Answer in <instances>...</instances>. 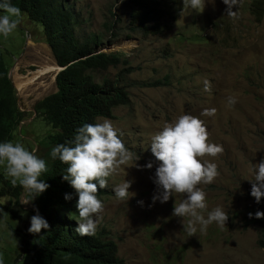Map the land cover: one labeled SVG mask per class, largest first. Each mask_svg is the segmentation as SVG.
<instances>
[{"label": "rangeland", "instance_id": "1", "mask_svg": "<svg viewBox=\"0 0 264 264\" xmlns=\"http://www.w3.org/2000/svg\"><path fill=\"white\" fill-rule=\"evenodd\" d=\"M70 2L75 3L80 21L79 37L101 34L103 44L97 52L123 51L131 65L126 77L130 103L118 106L114 117L98 118V123L103 119L112 122L125 146L140 157L136 163L141 168L122 166L108 178V188L98 198L105 207L97 229H104L118 243L125 264H264V249L258 247L259 229L253 223L257 220L254 214L264 212V198L256 203L250 195L253 165L264 159V7L259 22L253 14V0H238L232 7L236 18L225 13L227 6L222 0H206L202 13L183 8V0H179L177 19L170 31L134 34L128 39V0ZM113 13L123 18L115 25L120 34L116 39L105 26L116 20ZM0 48L25 116L10 142L35 150L49 165L54 147L48 136L50 125L35 106L57 90L55 76L60 67L54 62L42 27L28 19L7 38L0 35ZM40 50L51 60L49 74L35 78L43 65L37 60ZM125 67L98 72L97 80L106 75L113 79L118 74L123 76ZM18 76L29 80L20 88ZM166 76L170 84H151ZM205 80L210 82L211 91H205ZM230 96L236 98L231 106ZM213 108L215 115L202 114ZM183 114L201 119L209 142L223 146L222 155L202 158L216 163L219 175L213 183L200 187L206 192L205 217L216 207L229 215L224 227L212 223L200 232L197 225V233L190 237L186 231L189 217L172 215L173 208L184 199L182 194L173 193L165 203L152 202L158 194L152 178L159 164L151 153L152 137L165 123ZM149 161L153 167L143 168ZM0 166L3 175L11 179ZM124 180L131 181L128 191L135 194L128 201L118 199L112 190ZM0 190V257L4 264H31L22 233L30 227L40 195L23 205V189L18 203L13 189L2 179Z\"/></svg>", "mask_w": 264, "mask_h": 264}, {"label": "trees", "instance_id": "2", "mask_svg": "<svg viewBox=\"0 0 264 264\" xmlns=\"http://www.w3.org/2000/svg\"><path fill=\"white\" fill-rule=\"evenodd\" d=\"M10 3L27 13L29 21L42 27L45 41L54 58L59 65L65 67L56 76L57 90L35 106L39 116L50 125L48 136L54 146L68 144L74 140L77 129L84 124L98 123V118L101 117H114L118 106L130 103L126 77L131 72V65L126 53L97 52L103 44L101 34H92L81 39L77 30L80 21L75 3L70 0H10ZM263 4L264 0H253V14L259 22L263 17ZM178 5L179 0H128L127 30L130 33L125 37L131 39L134 34L150 36L170 31L173 20L177 19ZM112 16L116 20L105 26L116 39L120 34L117 33L115 25L120 24L123 18L115 13ZM119 66H126L125 75L118 74L116 79L106 75L101 81L97 80L96 73ZM161 83L170 84L169 76L163 81L157 80L151 84ZM24 118L17 103L16 89L9 77L4 52L0 48V143L13 139ZM47 166L48 171L41 179L49 187L40 194L37 204L40 216L48 222L50 228L47 231L42 229L39 234L28 231L22 233L24 249L30 254V263L125 264L119 255L118 243L104 229H97L93 236H80L75 232L79 222L76 209L78 196L70 183L62 178L67 174L68 165L57 158L51 159ZM0 179L13 189L18 203L22 187L19 184L14 186L11 179L3 175L1 166ZM104 193L105 189L98 188V198ZM66 194L71 195L70 200L65 199ZM7 210L15 214L10 207ZM253 223L259 229L258 247L264 249V218Z\"/></svg>", "mask_w": 264, "mask_h": 264}, {"label": "clouds", "instance_id": "3", "mask_svg": "<svg viewBox=\"0 0 264 264\" xmlns=\"http://www.w3.org/2000/svg\"><path fill=\"white\" fill-rule=\"evenodd\" d=\"M222 2L227 6L225 13L236 18V12L232 11V7L237 6L238 0ZM205 6L206 0H183V8H191L197 13H202ZM0 10L4 13L0 15V35L5 38L28 19L27 13L12 5L10 0H2ZM204 87L205 91H211L209 81H204ZM235 103V97H228L230 106ZM215 112L214 108L206 109L202 114L212 116ZM150 149L159 162L152 178L158 194L152 197V202L159 200L160 203H165L173 197V193L182 194L184 199L173 208L172 215L180 218L189 217L186 227L189 237L197 233V225L200 232H205L212 223L224 227L229 215L221 207L208 212L206 217L204 215L208 205L206 192L200 185L213 183L219 172L216 163L202 158L206 156L215 158L224 151L222 145L209 142V132L204 122L198 117L183 114L174 122L165 123L163 129L152 137ZM50 155L52 159L58 158L68 165L67 174L62 178L70 183L78 196L76 209L79 222L75 232L80 236L95 235L99 220L102 219L105 206L98 199V188H108V178L122 166L141 168L136 163L140 157L125 146L118 135V130L108 119L95 124H84L77 129L73 141L68 144H57L51 149ZM0 165L4 166L11 183L22 187L20 204H31L49 187L41 179L48 171L46 161L39 158L35 150H28L22 143H0ZM142 167L151 169L153 165L149 161ZM252 171L255 176L250 195L256 203H260L264 198V159L254 164ZM130 185L131 181L124 180L112 190L118 199L128 201L135 195L128 191ZM65 199L70 200L71 195L66 194ZM34 211L36 214L31 216L27 231L39 234L42 229L49 230L50 225L40 216L38 209L34 208ZM252 215L249 213L250 217ZM254 215L257 219L264 218V212L261 211ZM0 264H4L2 257Z\"/></svg>", "mask_w": 264, "mask_h": 264}, {"label": "bare ground", "instance_id": "4", "mask_svg": "<svg viewBox=\"0 0 264 264\" xmlns=\"http://www.w3.org/2000/svg\"><path fill=\"white\" fill-rule=\"evenodd\" d=\"M41 52H42V50H40L39 51V54L41 55ZM38 57V56H37ZM38 61H39V63L40 64H43L42 65V70L40 71V72H38L37 74L35 73V78L36 77H40V76H45V75H48L49 74V69L47 68L48 67V65H49V63L51 62V60H50V58L47 56V55H45V54H43V55H41V56H39V59H37ZM41 66V65H40ZM60 67V66H59ZM60 69H61V67H60ZM22 76V75H21ZM29 77V76H28ZM21 79V80H20ZM17 81H19L18 83H17V86L20 88V87H22L25 83H27L29 80H26L25 79V77H24V80L22 79V78H20L19 76H18V80ZM31 85V84H30ZM26 87V86H25Z\"/></svg>", "mask_w": 264, "mask_h": 264}, {"label": "water", "instance_id": "5", "mask_svg": "<svg viewBox=\"0 0 264 264\" xmlns=\"http://www.w3.org/2000/svg\"><path fill=\"white\" fill-rule=\"evenodd\" d=\"M55 63L57 64V62H56V60H55ZM60 66V65H59ZM61 67V69L56 73V74H58L61 70H63L64 69V67H62V66H60ZM56 78V77H55Z\"/></svg>", "mask_w": 264, "mask_h": 264}]
</instances>
